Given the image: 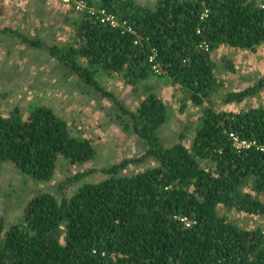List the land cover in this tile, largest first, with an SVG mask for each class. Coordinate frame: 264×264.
Returning a JSON list of instances; mask_svg holds the SVG:
<instances>
[{"label":"trees","instance_id":"1","mask_svg":"<svg viewBox=\"0 0 264 264\" xmlns=\"http://www.w3.org/2000/svg\"><path fill=\"white\" fill-rule=\"evenodd\" d=\"M117 25L78 14L70 24L78 43L48 45L10 27L24 43L47 49L79 83L122 105L98 80L99 73L122 76L141 98L135 110L124 105L126 128L145 143L139 157L108 168H90L61 183L103 172L104 180L82 185L61 200L40 194L21 221L4 231L0 221V264H264V231L230 223L231 209L264 216V105L239 110L215 107L246 104L261 97L264 78L242 90L224 92L220 65L212 53L220 45L256 50L264 43V3L260 0H101ZM223 67L236 72L232 61ZM178 84L202 119L188 147L183 139L165 145L160 131L169 107L153 79ZM253 141L238 150L230 134ZM90 138L73 135L68 121L51 108L33 104L0 115V167L13 162L42 181L54 178L59 160L94 161ZM157 162L133 175L131 164ZM204 163V165H203ZM224 207L225 213L220 208ZM187 219V221L183 220Z\"/></svg>","mask_w":264,"mask_h":264},{"label":"rangeland","instance_id":"2","mask_svg":"<svg viewBox=\"0 0 264 264\" xmlns=\"http://www.w3.org/2000/svg\"><path fill=\"white\" fill-rule=\"evenodd\" d=\"M92 1L98 4L101 0ZM138 1L154 7L158 0ZM260 1L264 3V0ZM77 16L78 13L70 7L58 3L49 8L43 0H0V115H8L14 107L20 106L27 117L33 104L47 106L68 121L73 135L90 138L97 149L96 159L85 164H73L61 157L50 181L36 179L13 162H5L0 167V221L4 224V231L23 219L26 207L36 196L50 193L61 200L64 195L72 196L82 185L107 177L103 172L93 173L74 182L66 191L62 190L61 183L76 173L90 168H108L145 152L143 140L126 128L130 117L122 106L135 110L141 98L134 94L120 74L102 72L97 78L122 105L79 83L47 49L31 47L15 35L3 32V28L10 27L40 37L48 45L80 46L75 28L70 24ZM212 55L220 65L219 76L225 81L224 92L242 90L264 78V43L256 50L220 45ZM224 59L233 62L236 72L223 67ZM153 82L157 84L156 92L169 107V119L160 131L162 142L167 146L178 143L185 132L187 137L183 142L191 147L202 119L201 106L188 99L184 90L169 79H153ZM213 101L215 107L227 111L246 109L264 105V92L246 104L224 105L218 96ZM156 164L149 158L143 163L131 164L122 174L133 175ZM220 210L226 212L224 207ZM226 216L230 223L242 229L260 228L264 231V216L237 209L228 210Z\"/></svg>","mask_w":264,"mask_h":264},{"label":"built area","instance_id":"3","mask_svg":"<svg viewBox=\"0 0 264 264\" xmlns=\"http://www.w3.org/2000/svg\"><path fill=\"white\" fill-rule=\"evenodd\" d=\"M47 7L52 8L56 3L70 7L74 12L79 14H89L91 16H96L103 23H109L111 25H117L116 17L109 13L106 9L101 6L91 4L89 0H44ZM231 139L234 141V145L238 150L244 147L255 146L256 143L253 141H246L240 139L236 134H230ZM264 152V144L257 147Z\"/></svg>","mask_w":264,"mask_h":264},{"label":"clouds","instance_id":"4","mask_svg":"<svg viewBox=\"0 0 264 264\" xmlns=\"http://www.w3.org/2000/svg\"><path fill=\"white\" fill-rule=\"evenodd\" d=\"M44 1V0H43ZM73 11V10H72ZM79 14V13H78ZM245 89V88H244ZM183 220H185V221H187V219H183Z\"/></svg>","mask_w":264,"mask_h":264}]
</instances>
